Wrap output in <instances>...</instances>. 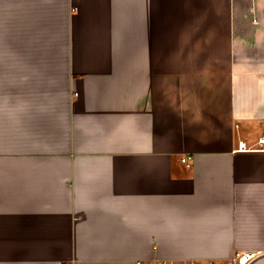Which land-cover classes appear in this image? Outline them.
<instances>
[{
    "label": "crops",
    "instance_id": "1",
    "mask_svg": "<svg viewBox=\"0 0 264 264\" xmlns=\"http://www.w3.org/2000/svg\"><path fill=\"white\" fill-rule=\"evenodd\" d=\"M262 127L264 0H0V264H264Z\"/></svg>",
    "mask_w": 264,
    "mask_h": 264
},
{
    "label": "built area",
    "instance_id": "2",
    "mask_svg": "<svg viewBox=\"0 0 264 264\" xmlns=\"http://www.w3.org/2000/svg\"><path fill=\"white\" fill-rule=\"evenodd\" d=\"M256 145L253 148L264 150V127L261 133L257 136ZM189 155L187 156V158ZM186 157L181 160L185 161ZM257 251L252 250H236L230 256L223 259L215 258H181V257H162L153 256L147 258H138L137 264H247L255 255ZM62 264H71L70 262H63Z\"/></svg>",
    "mask_w": 264,
    "mask_h": 264
},
{
    "label": "rangeland",
    "instance_id": "3",
    "mask_svg": "<svg viewBox=\"0 0 264 264\" xmlns=\"http://www.w3.org/2000/svg\"><path fill=\"white\" fill-rule=\"evenodd\" d=\"M262 128H263V127H262ZM261 130H262V129H261ZM261 130L258 132V134H260V133H261ZM258 134H257V135H258ZM256 137H257V136H256ZM256 137H255V138H256ZM256 146H257V145H256Z\"/></svg>",
    "mask_w": 264,
    "mask_h": 264
}]
</instances>
